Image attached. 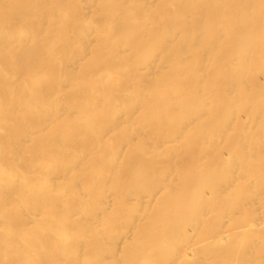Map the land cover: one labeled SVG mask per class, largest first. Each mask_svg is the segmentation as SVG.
Returning a JSON list of instances; mask_svg holds the SVG:
<instances>
[{
  "label": "bare ground",
  "instance_id": "1",
  "mask_svg": "<svg viewBox=\"0 0 264 264\" xmlns=\"http://www.w3.org/2000/svg\"><path fill=\"white\" fill-rule=\"evenodd\" d=\"M0 264H264V0H0Z\"/></svg>",
  "mask_w": 264,
  "mask_h": 264
}]
</instances>
